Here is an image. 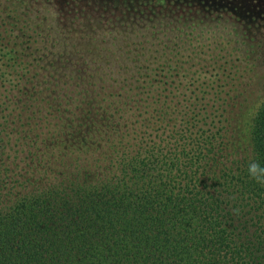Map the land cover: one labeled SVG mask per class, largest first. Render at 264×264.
<instances>
[{
	"label": "trees",
	"instance_id": "obj_1",
	"mask_svg": "<svg viewBox=\"0 0 264 264\" xmlns=\"http://www.w3.org/2000/svg\"><path fill=\"white\" fill-rule=\"evenodd\" d=\"M51 1L68 30L47 35V59L0 20V264H264V185L248 174L264 166V104L243 123L168 58L137 46L124 80L92 47L108 23L154 38L168 17L264 26V0ZM38 102L53 134L29 121Z\"/></svg>",
	"mask_w": 264,
	"mask_h": 264
},
{
	"label": "rangeland",
	"instance_id": "obj_2",
	"mask_svg": "<svg viewBox=\"0 0 264 264\" xmlns=\"http://www.w3.org/2000/svg\"><path fill=\"white\" fill-rule=\"evenodd\" d=\"M9 1L11 3L9 12L12 15L2 13L0 20L5 18L13 23L11 29L14 31L11 32V37L17 34L23 35L24 52L32 53V57H40L43 54L47 59L52 45L47 42V35H54L59 28L64 33V29L68 30L64 26L68 21L61 20L51 0ZM21 1L23 2L19 5ZM67 1L69 4L66 8L68 6L72 12L79 9L78 5L73 4L75 0ZM79 7L81 9V6ZM84 7L87 8L88 5ZM69 19L72 21V18ZM171 20V17L165 20V24L172 26L165 27L163 34L156 38L153 35L144 37L140 30L135 31L132 36L118 33L116 30L120 25L114 29L115 27L108 23L110 30L101 31L102 35L92 47L95 50L102 49L99 52L100 55L107 58L109 64H115L116 77L124 80H126L124 74L119 76L117 68L123 67L125 70L124 68L133 64L137 46L154 57L151 58L152 62L159 60L154 66H159L163 62L159 57H166L169 59L167 63L173 68L179 72L187 69V74H195L194 78L199 80V83L187 85L189 88L187 91L193 89L198 91L202 88L212 94L217 92L218 100L215 102L230 104L233 108L242 107L243 123L249 124L264 104V31L256 29L258 27L264 30V26L254 24L246 30L245 26L237 22L232 23L234 19L230 17L228 20L214 23L196 22L192 26L179 24V18ZM89 22L88 18L80 16L72 24L74 28L81 27L84 30L79 35L86 36L90 34L86 30ZM136 25H139L138 22ZM177 27L181 29V32ZM166 29L170 31L167 33ZM250 31L251 34H249ZM104 33L108 34V37ZM75 42L81 44L79 38L74 39ZM57 63H63V61L58 59ZM206 79L209 84L204 83ZM189 81L192 83L194 80L189 79ZM54 84L55 88H60L59 91L62 94L73 89L71 85L62 83L59 72L54 78ZM175 86L171 90L175 91ZM41 103L44 104L43 102L33 104L31 112L28 113L29 121L34 125V121L42 120V123L37 126L42 129V132L48 129L53 134L57 129V120L53 116L46 117L44 107L37 105ZM25 129L27 131L28 127Z\"/></svg>",
	"mask_w": 264,
	"mask_h": 264
},
{
	"label": "clouds",
	"instance_id": "obj_3",
	"mask_svg": "<svg viewBox=\"0 0 264 264\" xmlns=\"http://www.w3.org/2000/svg\"><path fill=\"white\" fill-rule=\"evenodd\" d=\"M248 174L256 183L264 185V166H261L259 162L253 161L248 165ZM234 211L237 214L239 212L238 209Z\"/></svg>",
	"mask_w": 264,
	"mask_h": 264
}]
</instances>
